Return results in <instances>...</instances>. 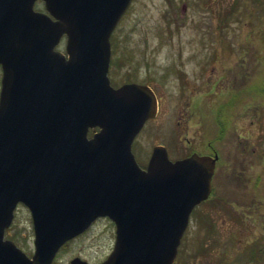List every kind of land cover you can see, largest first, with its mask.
<instances>
[{"label":"water","instance_id":"95a60500","mask_svg":"<svg viewBox=\"0 0 264 264\" xmlns=\"http://www.w3.org/2000/svg\"><path fill=\"white\" fill-rule=\"evenodd\" d=\"M36 1L0 0V264H49L100 215L115 237L99 264H174L217 153L171 159L154 144L137 162L132 141L156 94L108 75L110 35L132 0ZM18 202L32 215L30 255L3 237Z\"/></svg>","mask_w":264,"mask_h":264},{"label":"rangeland","instance_id":"374dc122","mask_svg":"<svg viewBox=\"0 0 264 264\" xmlns=\"http://www.w3.org/2000/svg\"><path fill=\"white\" fill-rule=\"evenodd\" d=\"M113 38L111 80L147 81L159 98L157 116L132 141L139 164L154 144L178 157L196 130L197 145L213 139L219 153L213 196L193 209L175 264H264V255L248 257L254 244L264 252V0H132ZM113 232L98 220L55 264H69L79 241L95 262ZM9 233L33 250L26 208Z\"/></svg>","mask_w":264,"mask_h":264},{"label":"flooded vegetation","instance_id":"af4514ba","mask_svg":"<svg viewBox=\"0 0 264 264\" xmlns=\"http://www.w3.org/2000/svg\"><path fill=\"white\" fill-rule=\"evenodd\" d=\"M38 1H40V2H42L41 0H37V2ZM39 9V8H38ZM43 9V8H42ZM120 19H121V17H120ZM120 19L118 20V22L116 23V25H115V27H114V29H113V31H112V33H111V35H110V48H111V57H110V65H109V70H110V66H111V64L113 63L112 61L114 60V59H112V56H113V54H114V52H115V50H116V47H115V39L113 38L114 37V33H115V30L117 29V26H118V23H119V21H120ZM65 34H63L62 36H61V38H60V40H59V42L55 45V49H57V50H59V51H61V52H64V53H66V51H65ZM109 70H108V73L110 74V72H109ZM109 77H110V75H109ZM124 81H136V82H139V83H146V84H148L149 86H151V84H149L147 81H138L137 79H127V80H123V81H121V82H118L117 84L116 83H114V81L113 80H111V77H110V82H111V84L112 85H114V86H116V85H119L120 83H122V82H124ZM212 85H213V81H212V83H211ZM151 88H152V86H151ZM153 89V88H152ZM191 89H192V87H191ZM154 90V89H153ZM155 92V91H154ZM155 94H156V98H157V111H156V114H155V116H153V117H150V118H148L147 120H145V122H144V124H143V126L141 127V129L139 130V132L137 133V135L138 134H140V132L143 130V128H145L146 127V124H148V122L150 121V120H152V119H154L156 116H157V114H158V111H159V98H158V96H157V93L155 92ZM181 122V121H180ZM95 129H97V127H94V128H89L88 129V136H90L91 134H92V132L95 130ZM200 134V130H196L195 131V135H197V137H198V135ZM136 135V136H137ZM196 136L193 138V137H187V136H185L184 137V141H185V149H184V152L181 154V155H179L178 157H176V158H179V157H184V156H187V155H189L190 153H192V152H197V153H199V154H209V155H211V156H213V154L216 152L217 153V159H216V162H215V167L217 166V164H218V162H219V153L215 150V151H213V139H210L209 141H208V145L205 143L204 144V146L203 147H199L197 144V138ZM136 138V137H135ZM182 141V140H181ZM199 142V141H198ZM164 145V144H163ZM153 147V146H152ZM166 147V146H165ZM167 148V147H166ZM152 149V148H151ZM168 151V150H167ZM150 153H151V151H150ZM150 153H149V155H150ZM169 155V154H168ZM149 157V156H148ZM147 160H148V158H147ZM147 162V161H146ZM142 167H144V166H142ZM213 173L214 172H212V176H211V189H210V192H209V194H208V196L205 198V199H203V200H201L199 203H197L194 207H193V209L197 206V205H199V204H202V202H204V201H206L207 199H209V198H211L212 196H213ZM21 208H26V211L28 212V216H29V218H30V220H31V223H32V215H31V212H30V209L28 208V206L26 205V204H24L23 202H18L17 204H16V206H15V208H14V210H13V218H12V221H13V219L18 215V213H19V211H20V209ZM193 209L191 210V212H190V215H189V219H190V216H191V213H192V211H193ZM109 219L110 220V222L112 223V225L114 226V229H115V224H114V222L109 218V217H107V216H104V215H100V216H97V217H95L90 223H89V225L84 229V230H82V231H80L79 233H77V234H75L74 236H72V237H70L69 239H67L66 241H64L61 245H60V247L57 249V251H56V253H55V255H54V257H53V260L51 261V263H49V264H55L56 263V259H55V257H56V255H57V253H59V251L61 250V249H63V248H65L68 244H70V242L71 241H73V240H77L78 238H81L82 236H84V235H88L89 234V230L98 222V220H103V219ZM12 223V222H11ZM11 223H10V225L8 226V227H6L5 229H4V233H3V237L4 238H11V239H13L14 238V233H9V228H10V226H11ZM33 228V227H32ZM114 237H115V231L113 232V239H112V245H113V242H114ZM181 239H182V237H181ZM14 240V239H13ZM180 243H181V240H180ZM179 243V244H180ZM75 246H78L77 247V249H75L74 250V253H73V255L69 258V264H99L105 257H106V255L109 253H107L106 255H104L103 257H101V258H99V257H97L96 259H95V262H91L89 259H88V257H87V254H84L83 253V250L82 249H84V247H85V243H83V247L82 248H79L80 247V241L75 245ZM34 248V247H33ZM111 248H112V246H111ZM111 248H110V250H111ZM109 250V251H110ZM26 251V250H25ZM33 251V250H32ZM32 251L31 252H28V251H26L28 254H31L32 253ZM178 252H179V245H178V248H177V253H176V256H177V254H178ZM176 256H175V258H174V264L176 263ZM75 260V262H73L72 260Z\"/></svg>","mask_w":264,"mask_h":264},{"label":"trees","instance_id":"16d2710c","mask_svg":"<svg viewBox=\"0 0 264 264\" xmlns=\"http://www.w3.org/2000/svg\"><path fill=\"white\" fill-rule=\"evenodd\" d=\"M114 63H115V60H114ZM262 255H264V252L261 250V248H259V246H257L256 244L251 246V250L248 253V257H250V259H253L254 262H256V261L260 260L258 258H259V256H262Z\"/></svg>","mask_w":264,"mask_h":264}]
</instances>
